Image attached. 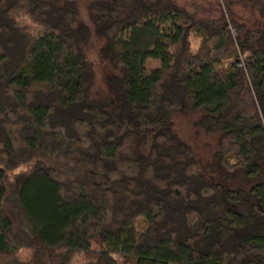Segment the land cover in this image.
<instances>
[{
    "label": "trees",
    "instance_id": "trees-1",
    "mask_svg": "<svg viewBox=\"0 0 264 264\" xmlns=\"http://www.w3.org/2000/svg\"><path fill=\"white\" fill-rule=\"evenodd\" d=\"M215 11L0 0V264H264V0Z\"/></svg>",
    "mask_w": 264,
    "mask_h": 264
},
{
    "label": "rangeland",
    "instance_id": "rangeland-1",
    "mask_svg": "<svg viewBox=\"0 0 264 264\" xmlns=\"http://www.w3.org/2000/svg\"><path fill=\"white\" fill-rule=\"evenodd\" d=\"M182 6H185L188 10L191 12L197 13L198 15H201L202 17H208V18H215L217 17L216 14H214L217 0H172ZM241 8L236 9V13L238 15L241 14ZM255 15H258L256 12H246L244 13V17L246 19H254L257 20V25H259V28H264V19H259V17H256ZM193 40V46L196 48L199 44V40L197 38H192ZM89 56L94 62V84L92 88L93 93V99L101 100L103 97H108L109 93V87L106 83V78L110 74H112V69L109 64H106L101 60L99 57L98 49L102 45V41L98 38H93L90 41L89 44ZM193 120L189 118V116H179L176 121V128L181 133H185L186 136L191 139L194 137V132L192 128ZM181 129V130H180ZM182 134V133H181ZM183 135V134H182ZM200 141L197 146H195L197 157L200 159V161L203 164H206L210 162L212 159V155L215 151L214 144L215 141H213L212 138L205 137L204 134L200 135ZM247 185V184H246ZM74 264H83L82 257H76Z\"/></svg>",
    "mask_w": 264,
    "mask_h": 264
}]
</instances>
